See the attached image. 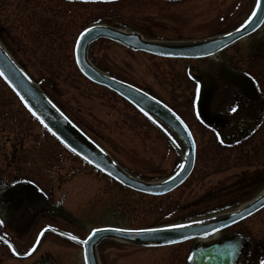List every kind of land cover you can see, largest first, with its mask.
Wrapping results in <instances>:
<instances>
[{
  "label": "rangeland",
  "instance_id": "obj_1",
  "mask_svg": "<svg viewBox=\"0 0 264 264\" xmlns=\"http://www.w3.org/2000/svg\"><path fill=\"white\" fill-rule=\"evenodd\" d=\"M253 4L254 0H0V42L118 165L142 180H157L177 168L181 152L124 99L78 71L73 59L77 34L89 24L102 22L156 40L209 38L238 26ZM253 38L254 34L246 36L217 55L197 60L132 51L104 38L88 47L94 65L147 88L190 129L194 165L188 178L171 192L147 196L116 184L54 139L0 78L3 177L31 180L51 214L77 222L84 234L102 225L146 228L222 215L246 203L264 190V120L251 139L223 145L220 130L204 124L196 111L194 86L199 72L218 64L223 52L241 57ZM238 66L250 67V72H260L264 78V60L251 64L241 58ZM66 229L75 232L70 224ZM224 232L245 237V251L236 264L264 260V207ZM188 247L186 242L146 248L106 239L97 255L100 264H183ZM71 254L73 264H83L79 247ZM57 257L60 264L68 259L64 253Z\"/></svg>",
  "mask_w": 264,
  "mask_h": 264
},
{
  "label": "water",
  "instance_id": "obj_2",
  "mask_svg": "<svg viewBox=\"0 0 264 264\" xmlns=\"http://www.w3.org/2000/svg\"><path fill=\"white\" fill-rule=\"evenodd\" d=\"M264 18V0H256L254 9L247 20L228 33L209 38L164 42L145 40L136 32H125L104 24L88 26L90 31L84 36L78 34L74 44V61L77 69L88 80L115 92L164 131L182 153L177 170L158 181H145L130 175L122 169L94 140L67 118L45 95L23 68L12 58L0 43V77L14 92L32 116L64 147L83 159L92 167L112 178L118 184L150 196L170 192L180 185L190 174L194 164V142L181 118L167 105L153 97L144 89L116 79L96 68L86 57L89 43L106 38L134 51H143L160 57L198 58L211 55L256 29ZM43 122V123H42ZM47 125V127H45ZM75 149V151H73ZM99 165V167H97ZM183 165V167H181ZM169 177H172L169 179ZM264 207V190L246 203L222 215L170 225H185L169 228L159 225L141 229L100 227L101 231L89 234L82 243L84 264H98L96 244L105 238L117 239L140 246H164L191 238H206L214 232L236 223ZM116 229H119L117 231ZM154 229L155 231H138ZM218 253L207 250L206 255ZM226 256V252L218 253ZM205 264H215L206 260ZM222 264H229L222 263Z\"/></svg>",
  "mask_w": 264,
  "mask_h": 264
},
{
  "label": "flooded vegetation",
  "instance_id": "obj_3",
  "mask_svg": "<svg viewBox=\"0 0 264 264\" xmlns=\"http://www.w3.org/2000/svg\"><path fill=\"white\" fill-rule=\"evenodd\" d=\"M253 34L255 38L248 43L246 54L238 57L234 52L230 55L223 52L224 60L219 57L218 64H212V67L199 72L208 74L218 85L217 88L212 86V82H205V86L199 89L201 96H197V84L194 86L197 112L202 122L217 127L220 130V142L230 147L255 135L259 123L264 120V78H261L263 76L260 72H250V67L241 69V66H238L241 58L251 64L264 60V23L250 35ZM234 107L236 111H232ZM39 193L40 190L31 180L14 176L4 178L0 168V264H60L57 256L61 253L68 255L65 264H73L71 253L77 247L80 250L79 241L86 233L80 232L81 228L77 222H68L66 218L51 214L50 207L38 197ZM66 224H70L71 228L80 234L67 230ZM227 234L228 232L222 231L217 239L221 240ZM73 236L77 239H72ZM4 240H7L12 248H9ZM186 242L189 247L184 252L183 264H191L192 259H189V256L192 257L197 244L195 239L183 243ZM33 245L36 246L35 250L30 255H24ZM242 254L243 252L239 253L236 261L241 259ZM217 259H220L219 256L214 255L213 260ZM7 261L9 263H6ZM204 261L205 257L201 256L198 262L200 264Z\"/></svg>",
  "mask_w": 264,
  "mask_h": 264
},
{
  "label": "snow or ice",
  "instance_id": "obj_4",
  "mask_svg": "<svg viewBox=\"0 0 264 264\" xmlns=\"http://www.w3.org/2000/svg\"><path fill=\"white\" fill-rule=\"evenodd\" d=\"M258 2H259V0H258ZM242 27H243V25H242ZM90 30L88 29V28H85L84 30H83V32H81L80 33V35L81 36H84V34L85 33H88ZM197 90H199V84H197ZM232 111H236V108L234 107L233 109H232ZM43 123V122H42ZM45 127H47V125H45ZM222 142V141H221ZM73 151H75V149H73ZM97 167H99V165H97ZM181 167H183V165H181ZM172 177H169V179H171ZM167 227H169V228H181V227H185V225H167ZM117 231H119V229H116ZM99 231H101V229H96V228H93L92 230H91V232L89 233V237H91L92 236V234H94V233H97V232H99ZM138 231H155L154 229H144V230H138ZM72 239H77V237H75V236H73L72 237ZM80 243H86L87 241H85V240H80L79 241ZM4 243H6V244H8V246H9V248H12V245L7 241V240H4ZM35 245H33L31 248H29L25 253H24V255H30L34 250H35ZM189 259H192V257L191 256H189ZM260 264H264V260H261L260 261Z\"/></svg>",
  "mask_w": 264,
  "mask_h": 264
},
{
  "label": "bare ground",
  "instance_id": "obj_5",
  "mask_svg": "<svg viewBox=\"0 0 264 264\" xmlns=\"http://www.w3.org/2000/svg\"><path fill=\"white\" fill-rule=\"evenodd\" d=\"M172 59V58H171ZM112 240H117V239H112ZM196 240V244L198 243V242H206L207 241V239H195ZM117 241H120V240H117ZM121 242V241H120Z\"/></svg>",
  "mask_w": 264,
  "mask_h": 264
}]
</instances>
